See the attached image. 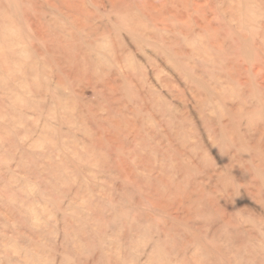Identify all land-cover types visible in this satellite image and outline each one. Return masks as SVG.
Wrapping results in <instances>:
<instances>
[{
  "label": "rangeland",
  "instance_id": "374dc122",
  "mask_svg": "<svg viewBox=\"0 0 264 264\" xmlns=\"http://www.w3.org/2000/svg\"><path fill=\"white\" fill-rule=\"evenodd\" d=\"M0 264H264V0H0Z\"/></svg>",
  "mask_w": 264,
  "mask_h": 264
}]
</instances>
